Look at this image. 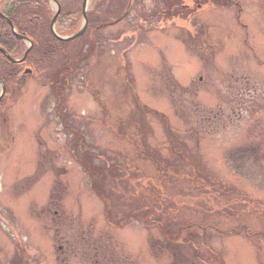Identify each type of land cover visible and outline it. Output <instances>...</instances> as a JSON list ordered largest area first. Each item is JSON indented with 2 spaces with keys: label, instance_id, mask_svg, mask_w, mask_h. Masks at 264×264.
Instances as JSON below:
<instances>
[{
  "label": "rangeland",
  "instance_id": "obj_1",
  "mask_svg": "<svg viewBox=\"0 0 264 264\" xmlns=\"http://www.w3.org/2000/svg\"><path fill=\"white\" fill-rule=\"evenodd\" d=\"M38 1L6 2L31 26ZM97 1L99 19L128 16L80 39L100 49L63 112L35 78L6 101L0 264H264V0Z\"/></svg>",
  "mask_w": 264,
  "mask_h": 264
},
{
  "label": "flooded vegetation",
  "instance_id": "obj_2",
  "mask_svg": "<svg viewBox=\"0 0 264 264\" xmlns=\"http://www.w3.org/2000/svg\"><path fill=\"white\" fill-rule=\"evenodd\" d=\"M6 1L7 0H2L0 2V11L7 19L13 21L9 16H15L16 13L17 15L19 14L18 16H20L23 6L17 5V3H15L14 5H12L13 3L7 4ZM58 1H52V3L54 2L55 4H53V7L50 6L51 3H49L48 1L39 0L37 10H33V15L35 16L36 20H42V18L44 17L48 19L47 25L40 24L35 26V24H32L31 26H17L13 24L12 27L3 18H0V20L5 21L7 24L0 26V49L5 51L10 56V58H8L0 50V119L5 120L6 111H9L10 109L6 101L16 100L18 102L21 97V93L24 91V89H26L30 79L35 78L36 80L40 81L41 84H44L50 66H58V68H61V66L65 65V60H63L62 63H59L55 59L56 55L54 57H47V55H50L51 53L55 54L56 52L58 53L59 49V53L64 54L63 48L66 49L71 45L72 42L74 43V41L65 42L64 38L70 37L72 33H76L77 30L81 27L80 24L82 20L79 18V15H81L83 12V4L80 8V5L78 4L80 0H70V4L69 1H65V3L60 2V0ZM102 2L103 0H99V2L97 1L96 6H98ZM24 12L25 13H22V16L27 14L26 11ZM88 12L91 13L90 10H88ZM96 13V17H100L98 14V9H96ZM56 16L57 18L55 20V23L52 24L53 19ZM68 23H70L69 26ZM41 33L43 34V37H40ZM28 49L29 53L25 57ZM41 49H43V51L40 52ZM16 51H20L21 54L19 52L20 55L16 56V53H14ZM10 59L15 61V63ZM68 59L69 58H67V60ZM52 94L54 95L57 102L58 99L56 98L53 91ZM58 106L59 102L57 104V107L55 106L54 108L56 109L58 108ZM65 106L66 103L63 107ZM64 112L66 111L64 110ZM11 141H16L15 136L11 137ZM11 141H7L8 143H2L3 141H1L0 143L4 146H7ZM41 157V161L43 162L40 163V167L45 165L46 160L48 163L52 162V158H49L48 154L42 155ZM48 220V227H51L55 232V237L53 239V247L55 248L56 218H48ZM56 252L62 255V262H64L66 258L64 256L66 250L64 249V246L61 245V242L56 247ZM93 257L94 264H102V261H100V254L97 250H95V254L93 255ZM56 260L58 261L59 257L56 258Z\"/></svg>",
  "mask_w": 264,
  "mask_h": 264
},
{
  "label": "trees",
  "instance_id": "obj_3",
  "mask_svg": "<svg viewBox=\"0 0 264 264\" xmlns=\"http://www.w3.org/2000/svg\"><path fill=\"white\" fill-rule=\"evenodd\" d=\"M143 1H145V0H143ZM161 1H162V3L164 2L163 7H166L167 9H170L171 7H172V9H174V8L178 7V4H177L176 0H175V2H174V0H161ZM184 1L185 0H179L178 1L179 7H180V4L184 3ZM189 1H193V0H189ZM137 2H139V1L138 0H133L134 4L137 3ZM181 12H183V11H181ZM107 15L110 16L109 13ZM9 17L12 19V15H10ZM140 17H141V19L144 22H146V16L145 15H140ZM79 18L81 19V15H79ZM163 18H166L165 15L159 16L158 14H153L151 16V19H154V22H155L156 19L160 20V19H163ZM88 19H89V28H88V31H87L86 35H89V36H92V37H93V35L94 36L96 35L94 38H98L97 36H99V37L102 36V35H100V31H101L100 27L102 25L103 26H107L108 23H109L108 21L111 20L112 18L111 19H108V18L99 19V18L96 17L95 13H93V14L89 13ZM115 19H117V18H115ZM12 20H14V19H12ZM38 20L39 19L35 20V23H33V24H35V26L36 25H40V24L41 25H44V24L47 25L48 24V19L45 18V17L42 18V20H39L40 22ZM12 23L17 25V26L20 25V23L17 20L16 21L14 20ZM2 25H7V24H6L5 21L0 20V26H2ZM94 38H92V40H90V39L87 40L85 43H81L79 45L80 48H78L77 44H79L80 39L82 40L83 37L78 39L77 40L78 42L75 41V45L77 47L76 51L77 50L78 51L77 52L74 51L76 53H74L73 56H70L69 54H67L68 56H63V58H62L63 60H66L68 62L67 66L63 65V66H61V68H58V66H50L49 67L50 69L48 71L46 81H44V82H46V84H48L50 86V88L53 91V93L56 94L55 96H56V98L58 99V102H59L58 110L60 109L59 110L60 112H63L62 111V107L66 103V91L69 88V87L67 88L65 82L69 79L67 81V85H70V79L71 78H73L72 81H74L76 79H79L81 81V79L85 77L84 74H86L85 73L86 64L88 65L90 60L95 58V53H93V50L95 49V47L97 49H100L101 41L97 42L96 39H94ZM87 44L89 46L85 47V45H87ZM22 51H23V49H22ZM41 51H43V49H41L40 52ZM19 52L20 51H18V52L16 51L14 53H16V56H19L21 54V52H20V54H19ZM59 52H60V49L58 50V53L57 52L55 54L51 53L50 55H47V57H54L56 54H59ZM97 53H99V51ZM93 55H94V57H93ZM67 58H69V59L67 60ZM75 65H78V66L80 65V67L77 69V68L74 67ZM81 66H85V67H81ZM73 71H75L74 74H73ZM72 75H73V77L70 78V76H72ZM260 128H263V127H260ZM257 129H259V127H256V129L254 131L257 132L258 134H262L260 139H261V141H264V133H261L260 131H257ZM254 131H253V133H254ZM253 133H251V134H253ZM257 138H258V136H257ZM257 145H259V144H257ZM262 146H263V144L260 142V148L255 146L254 148H251L250 150L248 148H245L243 150L239 149L237 151V154L236 155H232V156H235L237 158L239 157L240 159H242V162H243L245 159L247 160V158H249L250 155L252 156V155H255L256 152L258 153V152L262 151V149H261ZM240 150H242V151H240ZM87 171L92 172L94 170H87ZM97 192L100 194L99 191H97ZM109 215H110L109 213L106 214V220L107 221L108 220L110 221V216ZM114 225L118 227L117 223H114Z\"/></svg>",
  "mask_w": 264,
  "mask_h": 264
},
{
  "label": "water",
  "instance_id": "obj_4",
  "mask_svg": "<svg viewBox=\"0 0 264 264\" xmlns=\"http://www.w3.org/2000/svg\"><path fill=\"white\" fill-rule=\"evenodd\" d=\"M86 4H87V0H85V3H84V11H83L84 25H83V28L77 34L73 35L72 37H70L68 39H65L64 41H72V40H75L76 38L80 37L85 32V30L87 29L88 20H87V15H86ZM57 16L53 19L52 24L55 23V20H56ZM0 18H3L9 25H11L13 27V24L8 19H6L5 17H3V15H1V13H0ZM0 50L4 53V51L2 49H0ZM28 53H29V49L27 50V52L25 54V57L28 55ZM11 61L15 63V61H13V60H11Z\"/></svg>",
  "mask_w": 264,
  "mask_h": 264
}]
</instances>
